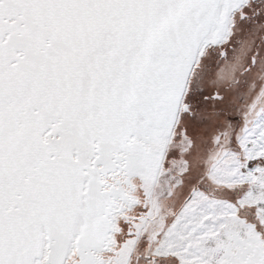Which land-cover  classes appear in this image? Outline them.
<instances>
[{
	"label": "snow or ice",
	"instance_id": "1",
	"mask_svg": "<svg viewBox=\"0 0 264 264\" xmlns=\"http://www.w3.org/2000/svg\"><path fill=\"white\" fill-rule=\"evenodd\" d=\"M0 264H264V0H0Z\"/></svg>",
	"mask_w": 264,
	"mask_h": 264
}]
</instances>
